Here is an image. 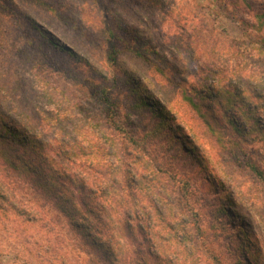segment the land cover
Returning <instances> with one entry per match:
<instances>
[{
  "label": "rangeland",
  "instance_id": "1",
  "mask_svg": "<svg viewBox=\"0 0 264 264\" xmlns=\"http://www.w3.org/2000/svg\"><path fill=\"white\" fill-rule=\"evenodd\" d=\"M44 1L66 18L56 19L38 0H0V96L28 132L49 145L70 143L79 159L67 173L76 184L66 182L68 191L77 197L73 190L85 181H114L135 188L155 219L152 205H163L175 236L180 227L193 235L188 250L168 252L180 257L169 264H264V180L233 162L181 92L183 82L199 77L188 72L191 65L251 70L255 61L245 57L255 55L250 40L261 34L240 20L254 25L256 14H263L264 32V0H230L226 14L214 8L220 0H161L162 6L149 0ZM23 14L56 33L82 60L49 48ZM75 20L80 25L73 28ZM195 45L200 49L194 52ZM212 49L216 53L209 55ZM103 90L113 104L109 114ZM209 105L200 101L202 109ZM208 117L222 121L218 112ZM261 125L251 132L247 155L264 170ZM10 173L2 180L7 203L0 201V264H105L53 207L61 197L56 173L48 200L23 171ZM220 206L230 218H221Z\"/></svg>",
  "mask_w": 264,
  "mask_h": 264
},
{
  "label": "trees",
  "instance_id": "2",
  "mask_svg": "<svg viewBox=\"0 0 264 264\" xmlns=\"http://www.w3.org/2000/svg\"><path fill=\"white\" fill-rule=\"evenodd\" d=\"M149 1L156 2L159 6L163 5L161 0ZM230 2V0H220L214 5V8H218L220 14H226L227 6L232 5ZM38 3L56 19L66 18V15L55 10L50 3L44 0H38ZM67 6L69 7V5ZM262 16L263 14H256L258 20L254 25L240 20L244 27H252L256 33L261 34L257 40H250L251 43L255 44L252 46L256 52L255 55L252 56L249 53V56L247 57L246 54L245 57L246 61L247 58L248 60L253 58L255 61L251 70L246 72V67L230 69L215 65V63H212L214 64L212 67L191 65L188 67V72H192L193 75L197 74L199 77L194 78L192 76L193 82H183L182 84L185 86L181 91L189 107L199 115L207 129L212 132L216 142L227 150L233 162L238 167L248 169L260 180H264V170L260 166V161L254 159L252 155H247V153L251 148L248 140H250L251 132H254L255 125L260 122L262 124L260 127H264V122L261 121V118H264V74L261 75L257 71L258 68L264 70ZM23 17L28 20L32 30L46 40L49 48L53 51H61L78 61L82 60L81 57L76 56L74 48L72 47V49L63 43L62 39L56 36V33H51V31L47 33V31L42 30L41 26L29 15L23 14ZM74 22H72L74 25H71L73 28L80 25L76 20ZM123 28L126 29L124 26ZM133 31L135 30L133 29ZM107 32L109 31L105 30V33ZM199 49L200 47L195 45L192 50L195 52ZM214 52L213 49L208 50L209 55L214 54ZM145 59L151 63L147 57ZM215 59L218 60L216 57ZM162 62L165 63L166 61L162 60ZM152 66L155 67L153 63ZM156 68L158 72L164 75L163 67ZM103 94L102 101L105 113L109 114L113 104L108 95L106 96L105 90H103ZM196 95L199 97V101H194L193 98ZM205 99L210 102V105L207 109H202L200 108V101ZM141 104L148 107L143 99H141ZM216 112L221 115L222 121L220 123L215 118L214 121H211L208 117ZM175 129L179 133L181 132L179 127H175ZM177 133L175 132V134ZM23 135L24 137H22ZM259 142H262L264 146V139L259 140ZM54 143L49 145L36 134L28 132L25 125L14 117L9 109L5 108L0 96V201L7 203L6 197L3 196L2 188L5 185L2 180L5 177L11 179L10 169L23 171L33 186L37 187V191L42 192L41 197L45 200H48L46 198L48 197L47 190L54 188L50 178L56 173L55 176L60 182L62 191L60 190L61 197L54 199L53 207L64 217L67 228L79 237L82 245L100 255L99 261L105 264H126L130 259L128 255H130L133 260L131 264H157L161 262L169 264L178 261L180 258L179 252H176L173 257L168 255V252L173 250L175 246L182 248V250L190 248L186 245V241L192 239V233L189 235L188 231L180 227L179 230L182 232L179 236H175L174 227L167 221L168 217L163 211V205L162 207L157 206V204L152 205L153 212L157 216L155 219L147 210V206L141 202L135 188L123 187L121 184L116 186L114 181L95 186L92 183L89 186L85 185V181L81 190L80 188L73 190L75 194L80 193V196L72 195L68 191V185L64 186V184L68 182L76 185L74 181L71 182L67 173L71 174L69 170H73L72 166L79 157L72 150L70 143L63 141H59L58 144ZM66 168L69 169L66 170ZM101 180L105 179L102 178ZM80 182L82 181L79 180L78 183ZM163 190L165 192L167 188H163ZM67 194L69 198H66ZM156 194H160V192H156ZM11 197L24 202L30 200L26 195L23 196L19 193H13ZM8 206L12 207V203L9 202ZM218 213L222 219L224 215L227 218L231 217L222 206L218 209ZM232 216L237 218L235 214ZM239 234H244L242 225H239ZM240 247L245 249L246 246L240 244ZM164 251L166 253L163 254V258H159L162 255L161 252Z\"/></svg>",
  "mask_w": 264,
  "mask_h": 264
}]
</instances>
